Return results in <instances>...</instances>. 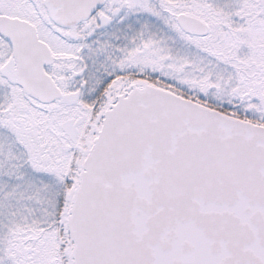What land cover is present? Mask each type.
I'll return each mask as SVG.
<instances>
[{
  "label": "snow or ice",
  "instance_id": "obj_1",
  "mask_svg": "<svg viewBox=\"0 0 264 264\" xmlns=\"http://www.w3.org/2000/svg\"><path fill=\"white\" fill-rule=\"evenodd\" d=\"M0 264H264V0H0Z\"/></svg>",
  "mask_w": 264,
  "mask_h": 264
}]
</instances>
